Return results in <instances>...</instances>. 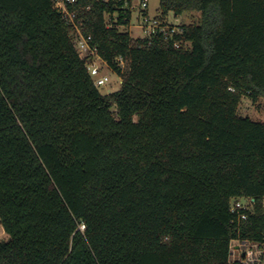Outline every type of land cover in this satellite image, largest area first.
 Returning a JSON list of instances; mask_svg holds the SVG:
<instances>
[{
  "label": "trees",
  "instance_id": "trees-1",
  "mask_svg": "<svg viewBox=\"0 0 264 264\" xmlns=\"http://www.w3.org/2000/svg\"><path fill=\"white\" fill-rule=\"evenodd\" d=\"M130 3L70 7L121 78L102 95L50 0H0V264H228L264 241V122L237 114L264 99V0H159L199 20L149 45L119 29Z\"/></svg>",
  "mask_w": 264,
  "mask_h": 264
},
{
  "label": "built area",
  "instance_id": "built-area-1",
  "mask_svg": "<svg viewBox=\"0 0 264 264\" xmlns=\"http://www.w3.org/2000/svg\"><path fill=\"white\" fill-rule=\"evenodd\" d=\"M50 1L53 7L73 26L71 36L74 50L78 57L85 62L87 72L94 86L97 88L104 86L108 82V77L102 73V69L103 66L109 67L99 57L97 49L91 46V37L83 35L81 30L83 21L78 19L75 11L70 9L77 0ZM140 1L141 22L137 27L143 34L136 39L145 40L148 42L147 45H149L151 36L161 35L165 40H170L174 35L181 33L180 26L170 23L166 18L161 19L159 16L150 17L147 12V0ZM129 8H133L131 4ZM186 46H188L186 42L173 41V47L176 49ZM96 61H99L102 66L98 65ZM115 62L122 73L126 66L124 58L119 56L115 59ZM252 206L253 200L250 198L234 199L230 204L229 211L235 214L238 219H246V212H250ZM262 213L264 214V204ZM81 229H83V226H81ZM227 262L228 264H264V241H252L239 237L231 239L228 246Z\"/></svg>",
  "mask_w": 264,
  "mask_h": 264
},
{
  "label": "rangeland",
  "instance_id": "rangeland-1",
  "mask_svg": "<svg viewBox=\"0 0 264 264\" xmlns=\"http://www.w3.org/2000/svg\"><path fill=\"white\" fill-rule=\"evenodd\" d=\"M140 2V0H131L130 4L133 8L131 9L129 25L127 27H119L120 31L128 32L133 39L141 37L143 34L142 31H140L137 27V25H139L141 22L139 7ZM147 12L150 17L158 16L159 0H147ZM109 18L110 17L108 15L105 16L106 22H109ZM166 19L174 25H190L198 23L199 14H181L175 16L173 13H169ZM96 62L98 65L102 66L99 61ZM102 73L106 74L108 77V82L104 86L98 88L102 95H108L120 89L121 78L116 72L112 71L106 66H103ZM237 114L241 117H247L255 122H264V99L261 97L252 99L246 95L242 96L237 108ZM5 238L6 236L0 225V239Z\"/></svg>",
  "mask_w": 264,
  "mask_h": 264
}]
</instances>
